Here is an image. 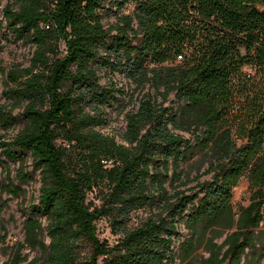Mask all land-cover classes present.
<instances>
[{"label":"trees","instance_id":"obj_1","mask_svg":"<svg viewBox=\"0 0 264 264\" xmlns=\"http://www.w3.org/2000/svg\"><path fill=\"white\" fill-rule=\"evenodd\" d=\"M8 1L2 39L33 53L26 67L0 64V129L19 126L0 138V164H17L13 177L0 175V210L2 195H24L36 173L40 185L22 202L24 240L5 264H195L200 249V264H260L264 0ZM126 6L134 8L117 15ZM100 70L134 85L130 98L154 91L126 113L119 139L100 128L125 91L100 85ZM170 94L174 108L165 106ZM197 156L190 178L183 165ZM243 178L249 203L235 212ZM139 210L147 216L131 226ZM101 220L114 245L99 240ZM25 248L39 256L28 260Z\"/></svg>","mask_w":264,"mask_h":264},{"label":"rangeland","instance_id":"obj_2","mask_svg":"<svg viewBox=\"0 0 264 264\" xmlns=\"http://www.w3.org/2000/svg\"><path fill=\"white\" fill-rule=\"evenodd\" d=\"M9 3L8 0H0V21L2 20V9ZM133 6H126L122 8L117 15L120 13H128L133 10ZM116 10L112 12V14L108 17L103 19V24L105 27L108 25L115 23L116 17ZM61 49H63V45H60ZM33 53V47L29 44H24L20 40H15L14 36L9 35L7 39H2V32H0V64L4 68H12L15 66L19 67H26L29 65V60ZM99 83L100 85H108L109 83L115 84L117 88H123L124 94L122 96V100L119 104H113L112 106L105 109V118L106 123L104 126L100 128V131L104 134L110 136H116V139H119L120 135L124 132L126 127L125 115L127 112L136 109L138 105V100L140 99L141 95L150 92L154 94V91L149 87L146 86L141 91H137L133 93L132 90L134 89V85L127 84L126 80L123 76L119 73H108L104 70H100L99 72ZM3 90V78L0 76V105L5 104V99L2 97L1 93ZM168 101L165 103V106L174 108L176 105L174 103L173 94H170L167 98ZM15 114L18 113V110L14 111ZM19 126L17 125L13 129L9 130L8 132H4L0 129V138L4 137L7 139L12 137L17 133ZM186 138H190L187 134H183ZM198 157H194V159L186 165H183L185 170L190 174V178L196 175V170L198 165H193L192 163L198 161ZM30 160L28 161V163ZM198 163V162H197ZM17 167L16 163L7 162L5 164H0V175L2 178L5 177V170L12 171L11 176H14V171ZM207 168V162L200 166L199 172L204 171ZM36 181L30 182L22 186L24 189V195L20 196L19 198H13L10 195L3 194L2 201H5V206L0 210V264H5L10 255L13 252L14 247L17 243L23 242L24 240V231H23V222L26 219V216L22 215V202L25 200L26 204L33 198H37L38 196V189H39V181H38V174H35ZM212 175H204L200 178V182L202 181H210ZM196 184V182H192L188 184L184 188L192 187ZM233 198L231 201L232 207L235 212H239L242 208L246 207L249 203V187L248 182L246 179H241L239 184L233 189ZM2 202H0L1 206ZM147 216V211L139 210L131 215V226L137 225L140 221H142ZM42 226L45 227L46 221L45 218H41ZM97 236L100 241L107 243L108 245H114L116 243L117 237L111 233L109 223L106 220H101L97 222ZM258 231L264 232V223L261 224ZM182 235H185L186 232L181 228ZM225 238L223 235L221 238L216 239V243H221L222 240ZM183 240V236L180 238V241ZM48 240L46 239V242ZM259 254H261V262L260 264H264V250L258 249ZM178 253V250H177ZM22 254L28 255V260L38 257L39 251L38 250H30L29 248H25L22 250ZM251 255H248L250 258ZM208 258V253L200 249L195 256V264H200L201 259ZM244 257L241 260V264H244ZM25 264V263H22ZM175 264H185L180 262L178 259L175 261Z\"/></svg>","mask_w":264,"mask_h":264}]
</instances>
